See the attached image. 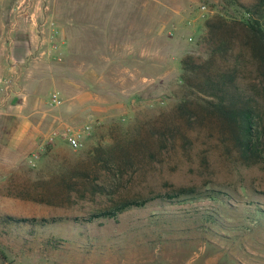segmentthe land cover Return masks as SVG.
Here are the masks:
<instances>
[{"label": "rangeland", "instance_id": "obj_1", "mask_svg": "<svg viewBox=\"0 0 264 264\" xmlns=\"http://www.w3.org/2000/svg\"><path fill=\"white\" fill-rule=\"evenodd\" d=\"M140 1L47 0L68 44L60 89L89 105L82 118L61 98L52 130H90L78 150L60 137L42 151L0 144V264H264V76L239 29L208 68L214 42L204 27L242 18L256 0H194L181 14L158 6L185 0H155L151 15ZM187 56L213 74L237 65L235 82L257 114L256 163L239 158L212 91L180 81ZM180 189L200 199H152L93 218L119 201ZM216 194L225 206L209 197ZM205 210L214 218L204 219ZM7 216L46 223L9 224Z\"/></svg>", "mask_w": 264, "mask_h": 264}, {"label": "crops", "instance_id": "obj_2", "mask_svg": "<svg viewBox=\"0 0 264 264\" xmlns=\"http://www.w3.org/2000/svg\"><path fill=\"white\" fill-rule=\"evenodd\" d=\"M16 2L5 0L0 4V82H9L7 85L0 84V144L5 141L13 143L14 148L42 151L47 143V133L60 120L53 107L49 106L53 91L57 90L61 98L69 102L66 110L73 111L74 115H82L83 118L89 105L84 104V97L80 101L78 93L69 95L60 89L65 74H61L62 60L57 62L52 54H40L41 50L49 49L44 38L48 31L46 28L42 31L40 27L42 17L47 18L49 12L41 11L34 1L32 18L37 20L35 25L30 19V10L24 13L13 11ZM193 2L185 0L184 8L169 4L158 7L163 9L161 12L164 14H181ZM138 5L142 14L154 13L155 0H141ZM61 34L63 41L60 52L64 59L68 44L64 34Z\"/></svg>", "mask_w": 264, "mask_h": 264}, {"label": "trees", "instance_id": "obj_3", "mask_svg": "<svg viewBox=\"0 0 264 264\" xmlns=\"http://www.w3.org/2000/svg\"><path fill=\"white\" fill-rule=\"evenodd\" d=\"M243 10L244 16L237 20L225 21L224 19H220L217 23L211 21H206L204 23L206 37H212L210 41L214 42L210 55L212 59H209L207 62L208 68L212 65L213 56H215V54L220 53L225 56L227 53L226 48L229 44L227 38L229 35L231 33L237 34L236 32L241 30L242 34H237L239 37L241 36L243 40V45L241 47L250 50L252 58L258 67V71L264 76V0H256L253 5L244 7ZM206 37L204 40L207 39ZM207 40L209 41V39ZM223 56H221V58L225 61ZM180 69V81L182 84L190 85V81L192 80L199 81L195 82L193 85L197 83V86L203 85L207 90L212 91V97L215 101L211 102L214 103L213 105H215L216 111L221 115L222 119L225 120L228 127L231 128L233 140L239 151V158L245 165L251 164L249 161L256 163L261 157L259 153L260 132L258 123L256 122L257 114L255 108L251 105L252 98L247 96L244 91H241L235 82L237 78L236 71L238 70L237 65H234V68L230 71L221 72L218 70L213 74L209 73V70H205L201 65H194L192 57L187 56L180 61ZM183 103L184 102L178 104L176 110L182 112L184 107ZM199 194L200 193L196 192L194 189H180L174 194L160 195L140 201L122 200L115 203L109 211L94 215L93 218L113 219L129 209L144 207V205L152 199L172 202L176 198L191 197L197 200L200 199ZM217 195L218 194L210 195L209 197L214 201H218L220 205L225 206L226 200L224 198H218ZM249 213L254 215L252 222H256V225L262 220L258 210ZM202 214L204 215L202 217L208 219V221L214 218L213 212L205 210ZM248 218H250V216H248ZM5 221L9 224L29 223L30 225H35L37 223L34 219H16L9 216L5 217ZM42 222H45V220ZM42 222L37 224L42 226Z\"/></svg>", "mask_w": 264, "mask_h": 264}, {"label": "built area", "instance_id": "obj_4", "mask_svg": "<svg viewBox=\"0 0 264 264\" xmlns=\"http://www.w3.org/2000/svg\"><path fill=\"white\" fill-rule=\"evenodd\" d=\"M5 0H0V4L4 2ZM39 4V9L41 11H44L46 13L49 12L47 0H17L13 11L14 12H21L24 13L26 10H30L29 15L30 19L32 16H34V11L32 10L33 2ZM202 10H204V7H202ZM32 21L35 22V25H37V20L35 17L32 18ZM42 31L44 28L47 29V33L44 35L45 41H47L49 45V49L47 51L41 50V56L45 55H51L55 59V61L60 62L62 60V54L60 52L61 45H62V34L60 28L57 26V24L48 17H42ZM0 84H9L8 81L0 82ZM63 101L59 94L57 92H52L50 94L49 98V106L53 108L60 107L62 105ZM90 127L84 126L83 128H69L64 127L61 131L60 130H52L49 132V134L46 136L45 140L47 142H52L54 139L60 137L65 141L67 146L72 150H78L83 146V140L86 136V134L89 132ZM37 157V156H35Z\"/></svg>", "mask_w": 264, "mask_h": 264}]
</instances>
